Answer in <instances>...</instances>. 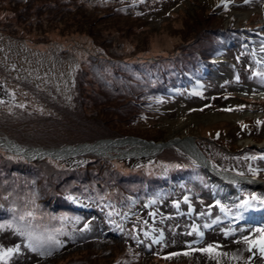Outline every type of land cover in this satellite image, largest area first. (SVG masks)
Segmentation results:
<instances>
[{"label":"rangeland","instance_id":"374dc122","mask_svg":"<svg viewBox=\"0 0 264 264\" xmlns=\"http://www.w3.org/2000/svg\"><path fill=\"white\" fill-rule=\"evenodd\" d=\"M116 1L76 0L75 4L72 0H0V112L28 113L26 123H29L36 114L45 118L55 108L71 110L75 108L71 102L75 101L77 108L85 106L78 112L79 116L96 115L99 119L117 116L109 110L120 108L124 100L117 89L124 84V73L115 69L116 62L106 69L110 61L129 56L134 51V43L137 50L152 48L169 54L185 50L190 45L179 46L181 42L195 43L194 39L204 31L214 28L211 20L205 21L201 16L215 11L216 19L224 18L225 30L234 27L241 31L233 41L225 42L229 56L212 58L208 67L200 66L199 69L210 75L206 83L161 100L154 111L146 114L145 120L132 128L148 133L142 132V136L155 143L187 137L213 138L216 131L224 140L225 146L221 147L228 149V153L251 145L264 148V75H259L264 73V0H143L138 8L131 9L139 10L143 17L128 14L138 21L109 16ZM66 6L77 10L68 12ZM57 8L67 12L65 19L59 16L63 11ZM242 29H248L246 34ZM259 32L262 37L258 36ZM190 48L185 51L200 49L195 44ZM103 50H108L104 54L107 58H103V63L95 62L92 55ZM95 73L114 84V89L109 92L101 89ZM76 83L81 85L84 97L77 91ZM96 93L98 96L91 98ZM40 97L44 99L40 101ZM46 100L51 102L46 103ZM124 109L128 110V105ZM118 118L125 119L122 115ZM89 119L91 123L96 120L95 117ZM172 143L175 145L171 147L185 150L187 156L183 163H191L188 156L192 154L188 155L177 142ZM112 150L115 151L108 153L109 158L120 162L115 168L121 171L146 166V160H151L152 164L161 154L141 157L140 164L136 165L127 162L124 155V151H132L133 147ZM167 158L181 161L174 155ZM240 165L245 172L262 177L244 178L246 184L242 186L247 189L250 200L247 206L238 203L235 187L239 183L223 173L200 169L199 175L191 178V190L179 188L168 198L151 203L150 207L136 206L130 224L121 233L107 225L109 220L104 223L98 217L92 220L91 216L78 227L81 231L76 241H73L76 232L69 233L72 227L61 224L64 221L36 213L28 214L27 220L21 217V220L0 224L4 225L0 228V247L19 246V251L11 255L6 264H67L70 255L78 258L92 250L107 256L106 263H110L117 255L113 248L116 244L128 249L136 246L138 253H143L138 264H176L178 259L192 264H264V253L259 247L243 239L247 237L257 245L264 240V231H260L264 229L263 219L247 217V213L252 214L248 209L253 204L264 206V157L241 161ZM95 173L111 178L114 172L110 168L102 170L101 165L95 168ZM115 187H110L109 193L116 190ZM186 196L190 200H185ZM228 232L233 234L226 235ZM145 239L150 247L142 243ZM157 239L160 243L154 242ZM30 242L37 251L28 246ZM58 244L60 250L53 251ZM48 251L52 252L51 256ZM57 259L59 262L53 263ZM0 264L5 261L0 260Z\"/></svg>","mask_w":264,"mask_h":264},{"label":"trees","instance_id":"16d2710c","mask_svg":"<svg viewBox=\"0 0 264 264\" xmlns=\"http://www.w3.org/2000/svg\"><path fill=\"white\" fill-rule=\"evenodd\" d=\"M72 1L75 4L78 3L76 0ZM106 1L114 3L116 0ZM116 2L113 6L114 10L108 13L109 16L114 15L134 21H138L135 16H144L139 10L131 11V9L138 8L143 0H118ZM57 9L63 11L60 8ZM65 9L68 12L77 10L72 6H66ZM129 12L135 16L128 15ZM66 13L63 11V16H59L65 19ZM214 15L218 16L215 11L203 13L201 16V19L205 21L211 20V27L214 28L204 31L203 35L194 39L195 43L190 40L183 41L179 45H190L191 47L195 44L200 48L197 52L185 51L191 50L190 47L177 50L175 53L170 52V54L167 51L160 53L159 50L152 48L137 50V44L134 43V51H131L129 56L110 61L111 65L105 67L106 69H110L116 62L115 69L124 73L123 86H117L120 90L118 94L124 100L120 108L115 107L109 110L111 114H117V116L111 115L109 119H99L94 115L91 117H95L96 120L91 123L89 119L91 117L78 115V112L84 110L85 106L83 104L77 108L75 101L71 102V106L75 105V108L71 110L55 108L45 118L42 114H36L29 123H26L29 121L27 117L30 114L28 113L16 110L12 113L0 112V138L9 139L23 148L33 147L45 150L76 147L84 143L93 144L104 139H126L131 136L150 141L151 139L142 136L144 131H136V128L132 127L140 120H145L146 114L154 111V106L161 100L171 98L183 89L187 91L196 84L206 81L210 75L199 69L200 66L208 67V63L215 57L229 56L225 42L233 41L241 31L234 27L225 30L223 28L224 18L216 19ZM247 30L242 29V32L246 34ZM98 47L102 48L100 45ZM107 52L108 50H103L93 54L92 57L95 62L103 63V58H107L104 54ZM95 77L99 80L101 89L107 92L114 89V84L107 82L100 73H95ZM118 78H120L119 74ZM76 88L84 97L81 85L76 83ZM96 96H98L97 93L91 95V98ZM43 99L40 97V101ZM45 102L51 101L46 100ZM125 105H128L130 115L129 111L124 109ZM120 115L125 119L118 118ZM37 118L40 120H36ZM133 133L138 135H132ZM213 134V138L202 136L196 138V144L211 164L221 170L237 175L250 174L251 172H245L242 169L240 162L254 161L264 157V148L259 149L254 146H247L228 153V149L221 147L225 145L222 143L224 140L220 138V133L214 131ZM150 136L153 137L152 134ZM172 155L181 158V161L167 158ZM185 156L187 155L183 150L171 147L154 158L155 162L152 164L151 160H146V166L127 167L125 171H121L115 168V165L120 162L113 161L109 157L86 154L67 160L56 161L45 158L28 162L0 147V224L21 220V217H26L27 220L28 214L32 213L61 221L62 215L65 214V218L63 217L61 221L64 223L61 224L72 227V231L76 232L73 235V241H76L77 234L81 231L78 227L90 216L99 217L104 223L109 220L107 225L116 227L118 233L124 232L123 228L130 224V218L135 215L136 206L150 207L151 203L155 204L161 199L168 198L179 188L191 190V178L199 175L198 171L202 167L192 159L191 163L184 164ZM140 160L127 159L126 161H132L138 165ZM101 165L102 170L110 168L114 172L113 177L104 176L102 178V175L95 173V168ZM159 165L165 168L161 169ZM23 178L26 181H23ZM98 181L104 182L103 185ZM112 186H116V190L109 193V188ZM237 190L242 197L241 203L244 204L243 198L247 199L246 192L240 186ZM185 198L190 199L188 196ZM116 209L120 216L122 215L121 217ZM145 240H142V243L150 247L148 239ZM60 246V244L54 246L53 251L60 250ZM113 248H116L117 255L110 263H106L107 256L92 250L78 258L73 254L70 255L71 259L67 264H113L115 260V264H138L142 260L143 253H138L136 246L128 249L123 244H116ZM51 255L52 252L48 251V256ZM175 259H170V261H175ZM54 262H59V259ZM176 264L192 263L178 259Z\"/></svg>","mask_w":264,"mask_h":264},{"label":"bare ground","instance_id":"6f19581e","mask_svg":"<svg viewBox=\"0 0 264 264\" xmlns=\"http://www.w3.org/2000/svg\"><path fill=\"white\" fill-rule=\"evenodd\" d=\"M99 142L96 143V144L81 146L83 148H77V149L67 148V149H63V150H58V151H56L54 153H52V152H46L45 153L44 152L45 149L32 148V147L23 148L20 145H18L17 143L12 142L9 139L0 138V147L4 148L5 150H8L9 152H12V153H14L16 155L23 156L27 160L28 159H33V158H36V157H45V158L48 157V158H51V159H54V160H61V159L69 158L70 156H73V155H75L77 153L78 154H85L86 152H89L90 154H93V155L104 156V155L108 154L112 149L122 148V147H125V146H131V147H133V150L132 151H124V155L131 156V157H134V158L153 157V156L159 155L162 152V150H164L163 147L167 143V142H158V143H155V144H149V143L145 144V143H142L141 141H134V139L128 140L126 143H119V144H116V145H113V143H109V142L106 143L105 140H102V141H99ZM172 142H177L179 145L183 146L188 153L192 154L194 157L200 158V155H199V153H198V151H197V149H196V147H195V145H194V143L192 141L183 138V139H178L177 141L172 140L170 143L172 144ZM45 151H54V150H45ZM79 152H81V153H79ZM89 153H86V154H89ZM45 155H47V156H45ZM53 157H59L60 159H55ZM224 175L229 177L231 180L235 179V178L230 177V175H228V174H224ZM131 205H133V204H131ZM119 210H120V208H119ZM116 211H117V214H119V216H120L119 211L117 209H116ZM124 212H122V213H124ZM64 215L65 214H63L62 216L65 218ZM63 217H62V220L64 219ZM70 219H72V218L70 217ZM74 221H77V220H74ZM75 228H77V227H75ZM71 232H73V231H70L69 233H71ZM134 235H136V234H134Z\"/></svg>","mask_w":264,"mask_h":264},{"label":"snow or ice","instance_id":"6c2138e0","mask_svg":"<svg viewBox=\"0 0 264 264\" xmlns=\"http://www.w3.org/2000/svg\"><path fill=\"white\" fill-rule=\"evenodd\" d=\"M246 2H247V0H246ZM262 51H264V49H262ZM259 75H264V73H260ZM213 223H216V221H213ZM3 227H4V225H0V228H3ZM204 227H210V225H204ZM260 231H264V229H261ZM23 234L24 233H21V235H23ZM199 234H200V236H203L202 232ZM232 234L233 233H231V232L226 233V235H232ZM145 235H148V233H145ZM162 235L163 234L161 233V238H162ZM243 239H244L245 243H252L253 246L259 247V250L261 251V253H264V240L260 241V243L257 245L255 243V241L250 242L247 237H244ZM154 242L160 243V239H157ZM57 243H59V242H57ZM28 246L32 249V251H37V248L34 247L31 242L29 243ZM208 248L211 249L212 245H209ZM249 250H251V249H249ZM18 251H19V246H16L14 248H7V249L0 247V260H4L5 264H6L7 258H10L11 255L17 253ZM173 255H175V254H173Z\"/></svg>","mask_w":264,"mask_h":264},{"label":"water","instance_id":"95a60500","mask_svg":"<svg viewBox=\"0 0 264 264\" xmlns=\"http://www.w3.org/2000/svg\"><path fill=\"white\" fill-rule=\"evenodd\" d=\"M131 139H134V138H130V139H126V140H118V141H113V140H111V141H109V140H107L106 141V143H113V145H116V144H119V143H126L128 140H131ZM187 139H189V140H192V138H190V137H188ZM134 141H138V139H134ZM139 141H141V140H139ZM142 143H145V144H147V143H149V144H155L154 142H146V141H141ZM100 143V142H99ZM173 144V143H172ZM170 142H167L166 144H165V146L163 147V149H165L166 147H169V146H171L172 145ZM81 146H84V145H80V146H77V147H75L74 149H77V148H83V147H81ZM56 151H58V150H54V151H45L44 150V152L46 153V152H52V153H54V152H56ZM79 153H81V152H79ZM86 153H89V152H86ZM77 155H81V154H75V155H73V156H77ZM45 156H47V155H45ZM73 156H70V157H73ZM45 157H36V158H33V159H28V161H30V162H33V161H39V160H41V159H44ZM53 158H55V159H60L59 157H53Z\"/></svg>","mask_w":264,"mask_h":264}]
</instances>
